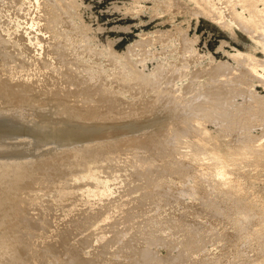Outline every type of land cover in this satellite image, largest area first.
<instances>
[{"label":"rangeland","instance_id":"374dc122","mask_svg":"<svg viewBox=\"0 0 264 264\" xmlns=\"http://www.w3.org/2000/svg\"><path fill=\"white\" fill-rule=\"evenodd\" d=\"M49 14H53L54 17ZM251 14L257 16L254 21L250 20ZM56 44L58 46H55ZM49 49H53L55 54ZM26 52L32 57L26 58ZM59 56L65 59L66 63L61 61L63 64L71 65V72L86 76L87 83L84 85L97 90L96 100L100 95H103V98L105 91L108 92L111 87L109 92L116 96L115 100L121 101V105L113 103L110 106L111 114L124 112L128 107L138 112L141 106L148 107L157 100L169 103L172 89L179 88L183 93L185 91L181 88H184L188 93H193L194 98L199 97L200 100L194 99L191 94L186 96L184 93L180 96L179 92L175 91L178 97L184 96L183 99L191 96L189 99L198 100L192 102L194 105H190L189 111L193 114V119L207 125L204 126L208 132L201 134L200 130L195 133L194 130L203 129L198 127L193 130V134L202 136L204 142L198 137L195 141L199 142L204 150L209 151L207 158L214 162L202 165L205 167V164H209L213 169H216V166L220 167V164H217L220 159L222 160L220 154L229 163L235 164L233 160L238 155L242 162L237 168L235 165V170H240L238 176H241V183L237 185L238 183L234 181L224 188L225 186L218 185V180L208 181V174H214L212 173L214 170L209 169L211 172L209 170L206 172L208 176L206 178L205 172L202 173L205 170L199 162L201 156H195L194 153L197 152L189 151L188 148V150L178 148L181 154L176 152L175 159L172 158L174 164L177 157H179L177 160L184 157L179 163L181 166L178 164L180 161L174 164L179 169L167 165L171 168L169 171L171 175L169 172H163L164 175L159 177L161 181L155 179L158 183L155 180L146 181L147 175L151 178L156 174L155 171L157 173L163 171L165 160L162 158V165L159 162L161 158L158 157L164 155L163 149L168 148L161 142L157 145L159 143L156 141V147L154 146L156 150L151 149L153 147L151 145H155L154 141L145 143L144 140L153 138L151 137L153 135L140 137L133 142L126 141V145L115 146L118 152L112 147L105 149L106 151L111 149L110 154L100 152L95 153L94 155L99 154L95 157L93 153L89 156L84 155L86 158L88 156V161L82 157L87 161L86 164L81 157L76 159L78 156H73L74 154L60 157L63 161H54L56 165L54 162L51 163L52 161L49 164L48 161L41 162L45 167L37 163L33 166L36 172L44 169V172L39 171L43 172L39 175L50 174L55 178L54 175L57 174L56 178L62 177L61 180L65 178L64 181L67 178L76 188L74 189L78 192L76 197H80V200H77L78 209L77 205L69 206L72 211L78 210L76 216H68L64 213V208L55 209L56 216L52 214L53 211H50L51 214L48 211L47 216L51 219L54 216L56 220L53 219L58 220L57 223L63 216L66 219L60 223L63 227L59 232L56 233L53 231L54 228H50L55 232V237L51 233L48 237L49 239L52 237L51 241L44 238L45 242L42 245L45 247L47 243H53V240L56 245L65 238V241H70V246L57 251L37 248L35 264H245L244 260H250L247 264H264V0H0V69H6L8 72L4 70L0 73L6 76L4 79L9 80L2 79V82L8 83L16 78L27 77L28 70L25 69L28 67L29 70L32 69L37 64L35 60L45 63L46 66L51 64L57 67L59 64L62 68L65 65L57 62L60 61ZM16 57L22 59H14ZM45 58L48 60L47 63ZM23 59L25 62L29 59L28 62L34 64L30 63L28 66V62L26 64ZM17 61L24 62L23 64L28 67L20 63L24 66L23 69L17 68ZM219 65L222 66V70L220 67L216 69ZM14 66L16 70L12 68ZM216 70L222 72L218 74ZM2 74L0 79L4 77ZM6 74L11 76L8 78ZM72 84H76L77 87L78 82L73 80ZM84 85L80 84L78 88L84 90L86 89ZM221 88H224V95L220 94ZM208 91L211 92L210 95ZM199 94L202 96H198ZM181 98L178 100L183 101ZM216 98L219 101H214ZM223 98L225 101H222ZM227 98L230 104L226 101ZM207 99L210 105L205 104L204 100ZM202 105L205 106H203L205 111L210 110L205 112L203 108H199ZM217 105L223 109H218ZM206 115L225 118L224 121L232 123L231 127L236 126L239 132L234 129L236 131L234 138L232 136L234 131L229 133L230 129L233 130L229 126L225 127L226 132L217 131L210 119L211 122L209 120L206 122ZM193 122L196 123L192 120ZM238 134H241L244 140L253 136V141L258 143L255 149H250L246 154L244 149L236 151L233 144L229 145L237 137L240 138ZM239 140L236 143L240 142V145L247 142ZM157 147L160 148L161 155ZM185 150L186 153L189 151L192 154L184 156ZM214 150L220 152L216 151L219 156ZM157 152L159 154L156 158ZM66 156L72 161L75 159L78 164ZM103 156H106L105 160H102ZM68 162L74 163L76 167L71 163L68 169ZM47 165L49 169L53 166V169L49 170ZM123 166H127L126 172L122 171ZM150 168H154L151 169L155 170L154 174ZM187 168L191 171L190 174H194L191 176L192 182L189 186L188 183L187 185L183 183L184 174L180 175ZM66 169L68 173L70 169L73 172L68 175ZM237 174L235 172L233 178L237 177ZM164 177L168 186L163 184ZM193 177L198 180L194 181ZM201 178L202 181L204 178L207 180V184L205 180L201 182L205 183L202 189L211 190V194L216 196L222 194L220 192L224 190L222 199H229L231 195L234 200L230 202L240 203L229 207L225 221L193 215L198 209L213 212L217 208L212 205L209 206L213 209H208V206L201 208L203 203L197 199L200 194L203 196L202 189L199 191L202 185ZM168 181L171 185L176 181V185L171 187ZM178 182H181L180 185ZM158 184L161 187L158 188ZM159 189L160 192L165 190L159 193ZM154 190L158 193L156 194ZM236 191L240 197L233 195ZM67 193L66 196L72 195L70 192ZM22 205L25 207V202ZM30 212L35 218L40 214L39 210ZM95 213H100L101 218L98 219L97 214L94 216ZM127 214L130 215L129 218Z\"/></svg>","mask_w":264,"mask_h":264},{"label":"bare ground","instance_id":"6f19581e","mask_svg":"<svg viewBox=\"0 0 264 264\" xmlns=\"http://www.w3.org/2000/svg\"><path fill=\"white\" fill-rule=\"evenodd\" d=\"M242 2H241V4H242ZM39 4H42V3H39ZM243 7H245V6H243ZM56 14H58V13H56ZM50 16L54 17L53 14ZM256 17L257 16L251 14L250 20L254 21L256 19ZM63 40H64V38H63ZM22 41H20V42H22ZM55 46H58V45L56 44ZM28 49H29V47H28ZM52 50H50V51L52 53H54ZM8 55H10V54H8ZM25 55H26L25 56L26 58L32 57L27 52L25 53ZM5 57H7V56H5ZM20 58L22 59V57H20ZM20 58L16 57L14 59L20 60ZM59 59H60V61H57V62H60L61 64L66 63V61L64 62L65 59L63 60V56L60 57ZM28 60H26V61L28 62ZM35 61L37 62V64H35L33 68L31 67L32 69H30V70H29L30 67H28V66L31 62H28V66H27L26 65L27 62H25V60H24V62L26 63L25 64L26 66H25L23 64L24 62L22 63L20 61V63H22L25 67H28L27 69H25V70H28L26 72L27 77H25V78L24 77L19 78V79L16 78L14 81L12 80L11 82L6 83V81L8 79L7 78H6L7 80L4 79L6 76H4L2 73H0V74H2V76H4L3 78L0 79V264H35V254H36L35 252H36L37 248H42L41 250H45V251H49V250L57 251V250H60L63 248H68L70 246L69 245L70 241H65V238H63V237H65V235L61 236L63 238V240L58 241V244L56 243V245L54 243V240H53V243L50 242L52 237H51V239H49L48 237L51 236V233L55 237V232L56 233L59 232L61 227H63V225L61 226L60 223L64 222V219H66L62 215L63 219L59 223H57L58 220L54 221V219H55L54 216H56V214L54 212L55 209L58 210L60 208H64L63 209L64 213H66L68 216H76V214H78V210H77L78 205L77 204H78V201L80 200L79 199L80 197H78V196L76 197V194L78 192H76V190H74L76 188L73 187L74 185H71V183L67 180V178H66V181H64L65 178H64V180H61L62 177L57 179L56 178L57 174L54 175L55 178L53 176H51L50 174H46V176H41L42 173L44 172V169L39 170L40 172L43 171L42 173H39V171L36 172V170L33 167L37 163H39V165L40 164L42 165L44 162L46 163L47 161H48V164L51 161H52L51 163H53L54 161H57V160L60 162L62 160V158H64L62 156H65L68 154L69 155L74 154L73 156H75V155H76V157L78 156V158H76V159H79L81 157V160H82L83 159L82 157H85L86 155L89 156L92 153H93V155L95 153L100 154V152L102 154H103V152L109 153L112 151H111V149H110V151H106V150H108L107 148H112V147L114 148L115 146H118L121 144L126 145V141H132L133 142V141H136V139H138L140 137L150 136V135H153V136H151L153 138H147L146 140H144L145 143L154 141L155 145H151V146L156 147V144H157L156 141H158L159 144H157V145H160L161 143H163L165 145V147L168 146V148H165L166 150L163 149L165 153L163 152L164 155H161L162 153H161V150L159 148L160 146L157 147V150L158 151L160 150V152H159L160 154L157 152L156 158L158 157V154L161 155V157L160 156L158 157V158H161L159 162H160V164H162L161 162H163L165 160V163L163 162V164L165 166H164V168H162L163 171L162 172L159 171L158 173L155 170H151L154 168H150V170L153 171L152 173L154 174V171H155L156 174H154V176L151 178H149V176L147 175L146 177L148 179H146V181L150 180L151 182H153L155 179L158 180L160 176L164 175L163 172L171 171L170 167L174 166L175 163H177L178 161H180V162H178V164L181 163V161H182L181 159H183L184 157L181 158L180 160H177V158H179V157H177L176 158L177 161L174 160L175 163L173 164L172 158L176 157V152L177 153L181 152L178 148H180L181 150L182 149L183 150L189 149V151L197 152L194 154H195V156L196 155L199 157L201 156V159H199L201 166H203L202 164H204V163L211 162V161H209L210 160L209 157L207 158V156H209V154H210L209 151L204 150L200 146V143L195 141L196 137H198V139L200 140L202 138V136H198L196 134L194 136V134H193V130L195 128H198V127L203 128V129L194 130V132L195 131L200 132V130H201V134H203L204 132H208V130L205 128V126H207V125H205V123L200 124L195 119H193L192 117H194V116L189 111L190 105H194L195 102L200 100V99H198L199 97L197 98V96H196L195 98L198 100L194 101L195 98L193 97L194 95L192 96L193 93H188V91L184 90V88H181V89H183L182 91H185L183 93L186 96H187V94L188 95L191 94L192 98H194L191 100V98L189 99V97H191V96H189L188 98L183 99L184 96H183V98H181L175 94V91H177L176 93L179 92L178 95H180V96L183 94L182 92H180L179 88H178L179 91L172 89L171 96H170L171 99H170L169 103L168 102L165 103L163 101L158 102V100H157L154 103L152 102V104H150L148 107L141 106L140 110L138 112L134 111V109H132L131 107H128L127 109H124V112L111 114L112 108L110 106H112L113 103H114V105L115 104L121 105L120 104L121 101L115 100L116 96H113L114 94L109 92L111 90V87L108 89L109 90L108 92L105 91V94H104L105 96L103 98H102L103 95H100V98H97V100H96L97 90L95 91V90L91 89L92 86H89V85H88V87H85L86 85H84V84L87 83L85 81L86 76H84L81 73L79 74L77 72H71L72 71V70H70L71 65L67 66L66 64H63V65H65V66H63L65 68H63V67L60 68L61 66H59V64L56 65L57 67H55V65H51V64H49V65L47 64V66H46L45 63L42 64L40 61L39 62L37 60H35ZM35 61H33V62H35ZM45 61L47 63L48 60L45 58ZM10 63H9V65H10ZM20 63H18V61H17V64L16 63L15 64L18 66L17 68L21 67L20 69H23L24 66L20 65ZM31 64H34V63H31ZM15 67L16 66H14L12 68H14L16 70ZM219 67L221 68L220 70H222L221 65L216 67V69H218ZM7 68H9V67H7ZM4 70H2V68H1L0 72H2V71L7 72L6 69H4ZM214 70H215V68H214ZM218 72L219 71H217V73ZM220 72H222V71H220ZM224 74L226 75V73H224ZM16 75H14V76L16 77ZM20 75H21V73H20ZM25 75L26 74H24V76ZM8 76L10 77L11 75H7V77ZM2 79L6 80V81L2 82L3 81ZM73 80H75V82H78L77 87H75L76 84H72ZM80 84H82V86L84 85V87L86 89L80 90V88H78V86ZM206 85H207V83H206ZM210 87H212V86H210ZM66 88H68V89H66ZM213 88H215V87H213ZM221 89H220V94L224 95V90H223L224 88L222 89L223 91H221ZM193 92L195 93V91H193ZM208 93H209V91H208ZM210 93H209V95H210ZM232 93L234 94L233 91H232ZM198 96H200V94ZM180 98L183 101L178 100ZM220 98H221V95H220ZM186 99H188V100H186ZM224 99L225 98H223L222 101H225ZM216 100L219 101V99H217V98L214 101H216ZM207 101H208V99L206 101L204 100V102H206L205 104L208 105L209 103ZM211 101H213V100H211ZM226 101L228 102V98ZM192 102H194V103H192ZM213 103L214 102H212V104ZM220 103H225V102H220ZM233 103H234V101H233ZM229 104H227V105H229ZM119 105H116V106L119 107ZM224 105L225 104H223V107H225ZM203 106L204 105L200 106L199 108H203ZM217 107H218V109H223V107L220 105L219 106L217 105ZM208 110H210V109H208ZM208 110L205 111V109H204L205 112H208ZM221 113H223L222 110H221ZM210 117H211L210 115L205 116L206 122H208V120L210 119L214 123L216 130L219 132L220 131L226 132V128L228 126L231 127V125H232V123L224 121L225 118H219L218 116L211 117V118ZM192 120H194L196 123H194V122L192 123ZM210 120H209V122H211ZM223 122L225 123V125ZM227 123H229L230 125L229 124L227 125ZM231 128L233 130L230 129L229 133L230 132L233 133V131H234L232 136L235 138V136H236V135L234 136V134H236L235 130H237L238 128H236V126L231 127ZM237 132H239V131L237 130ZM129 133L131 135H128ZM198 134H200V133H198ZM239 136H240V138L237 137L238 140L239 139L242 140L243 139V138H241L242 135L240 134ZM116 137H117V139H115ZM252 137H249L248 140L245 139L247 142H245L244 145H240V142L236 143V142H238L237 138L234 139V141L231 139L234 143L233 142L229 143V145L233 144L236 151H238L240 149H244V151L247 154L248 151L250 152V149H255L256 145L258 144V143L256 144L255 140L253 141ZM235 140H237V141H235ZM241 140H239V141H241ZM245 140L243 139L242 141L244 142ZM137 141H139V140H137ZM193 141H195V144ZM243 142H241V144ZM141 143H138V144H141ZM152 144H153V142H152ZM174 144H175V146H174ZM176 145H178L179 147H177ZM130 146H132V145H130ZM143 146H145V145H143ZM139 147H140V145H139ZM153 147L151 149L156 150L155 147L154 148ZM122 148H125V147H122ZM147 148H148V146H147ZM117 149L114 148L115 151H117ZM137 149H138V146H137ZM206 149H209V148H206ZM122 150H124V149H122ZM186 150H185V153H186ZM130 151H132V150H130ZM189 151L186 154L184 153L185 154L184 156L191 155L192 153H190ZM216 151H215V154H217V152H218V151L217 152ZM115 153L116 152H114V154ZM218 153H220V152H218ZM99 154L94 155V157L99 156ZM102 154L100 156H102ZM194 154H193V156H194ZM213 154L214 153L212 152V155ZM73 156H72V158H73ZM88 156H87V158L85 157L86 160L88 159ZM217 156H219V154H217ZM220 156H221L220 158H222V160L220 159L219 163H217V164H220L219 165L220 167L215 165L217 168L213 169V167L212 168L209 167L210 163L208 165L205 164V167L203 166V168H202L205 171H202V173L205 172V176H207L206 172L209 169L214 170V171H212V173L214 172V174H211L210 170H209L210 171L209 173L211 175L207 173L209 176L208 181L213 180V179L215 181L218 180L219 181V182H217L218 185L221 184V185H223L221 187L225 186L224 188L228 187L230 184H233L234 181L236 182V184L238 183L237 185H239L241 183L240 182L241 176L240 177L238 176L240 170L236 171L235 165L237 168V166H239V164H241V162H242L241 157L239 158L238 155H237V157H234L235 159L233 161L235 162V164H233L232 162L229 163L227 159L225 160L221 154H220ZM60 157H62L61 160H60ZM66 157H68V156H66ZM105 157L103 156L104 159H102L101 157H99V158H101L102 160H105ZM153 157L155 158V156H153ZM85 158L83 160H85ZM90 158H91V156H90ZM162 158H163V161H161ZM148 159L150 160L149 157H148ZM66 160L67 159L65 158L64 161L66 162ZM81 160H79V161L81 162ZM86 160H85V164L88 161V160L87 161ZM99 160H97V161H99ZM130 160L132 161V159H130ZM70 161H72V160L70 159ZM73 161H74V163L76 162L75 164H78L77 161H75V159H73ZM41 162H43V163H41ZM72 162H70V163L68 162L69 163V166L67 165L68 169L70 168V166L72 164H74ZM152 162H153V160H152ZM154 162H155V160H154ZM199 162H198V166H199ZM55 163L56 162H54V164ZM62 163L63 162H61V164ZM211 163H214V162H211ZM75 164H74V166H75ZM79 164H82V163H79ZM83 164H84V162H83ZM43 165L45 167V164H43ZM159 165H158V167H159ZM167 165H171V166L168 167ZM198 166H197V168H199ZM36 167L38 168L37 165H36ZM44 167L42 166V168H44ZM46 167L48 168V165ZM55 167L56 166H54V168ZM125 167H127V166H125ZM125 167L123 166V169L121 168L122 171H125ZM186 167H188V166H186ZM167 168H170V169L167 170ZM173 168L177 169L178 166H176V167L174 166ZM62 169L65 170L64 167ZM72 169H70V170L73 172ZM74 170H76V169H74ZM71 171H69V173H68L67 169H66V172L68 173V175L70 174ZM49 172H51V171H49ZM52 172H53V170H52ZM119 172H120V169H119ZM174 172L176 173V171H174ZM183 172H181L182 174H180L182 176L184 174V176H185V177H183V180H184L183 183L184 184L188 183V186H189L190 182H192L191 176H194V174H190L191 171H189L188 168L185 169ZM235 172L238 173L236 176L239 178H237V177L233 178V176L235 175ZM54 173L55 172H53V174ZM56 173H58V171ZM192 173H193V171H192ZM195 173H197V169H196ZM39 174H41V175H39ZM169 174L171 175L170 172H169ZM198 174H196V175H198ZM150 175H152V174H150ZM167 175H168V173H166V177H168ZM60 176H61V173H60ZM62 176L64 177L65 175L63 174ZM182 176H180V177L182 178ZM199 176H197V177L200 178ZM208 176L206 178H208ZM28 178L30 180H28ZM193 178H195V177H193ZM198 178H195L194 181L198 180ZM202 178H203V176H202ZM202 178L200 180V184H202L200 186V189L196 185V187L199 189V191L202 189L201 187L205 184V183L204 184L201 183L205 180V178H204V180L202 181ZM165 179L166 178L164 177L163 180L165 181ZM157 180H155L156 183H158V181H161V178L158 181ZM168 180H170V178ZM177 180H179L178 177H177ZM28 181H30V182H28ZM205 181L207 184V180H205ZM166 182L167 181H165V183H163V182H161V183H163L165 186ZM197 182L199 185V181H197ZM173 183L176 185V181ZM180 183H179V185H180ZM163 184H161V185L163 186ZM169 184H170V182H169ZM174 184H172V185H174ZM172 185H171V187H172ZM208 185H210V184H208ZM208 185H206V188H208L207 187ZM154 186H157V184ZM164 186H163V188H164ZM211 186L212 185H210V187ZM159 187H161V186L158 184V188ZM165 188H167V187H165ZM197 188H196V190H197ZM168 189H169V187L167 188V190ZM164 190L163 191L161 190V191L164 192ZM226 190H228V189H226ZM202 191L209 192L210 194H208L206 192H202ZM210 191L207 189L206 190L202 189L201 193H203V196L199 193L200 197L199 198L197 197V199L199 202L203 203L202 204L203 206L201 208L208 206V209L209 208L213 209L210 207L212 205V206H216L217 210L214 209L215 211L213 210V212H211L212 210L211 211H208L205 209L201 210V208H200L201 211H198L199 210L198 209L197 212L194 213L193 215L196 214L197 216H201V217L207 216V218L209 217L210 220L211 219H219L221 221L222 219L225 218V216L227 214H229V212H227V211H229L230 206L240 204L239 202L237 203L236 201L230 202V200H234L231 195H229V197H228L229 199H226V198L222 199V197H224L222 195L224 190L222 192H220L222 194H219L218 196L214 195L213 193L211 194L212 191L211 192ZM67 192H70L72 195L70 194L71 196H69V195L66 196L65 194ZM154 192H156V194L158 193L157 190H154ZM162 192H160V189H159V193H162ZM224 194H226V193H224ZM165 195L168 196L167 194H165ZM233 195L240 197V195L238 194L237 191L235 193H233ZM157 196L159 197L160 195H157ZM158 197H156V198H158ZM164 198H163V200H164ZM167 198L169 201V197H167ZM172 198L174 199V196H172ZM23 202H25V204H26L25 207L22 205ZM170 204H172V203H170ZM76 205H77V207H76ZM69 206L76 207L77 209H74L72 211L69 208ZM106 208H107V206H106ZM36 210H39V212H40L39 216L36 215V216H38L37 218H35V215L32 216V213L30 212V211H36ZM48 211H49V213H50V211H53L52 214L53 213L55 214L52 217V219L50 218V216H47V215H49ZM60 213L62 214V212H60ZM96 214L99 216L98 213H95L94 216ZM29 216H32V217H29ZM92 216H90V217L92 218ZM98 216H96V217L98 219H100L101 214L99 217ZM129 216L130 215H128V218H129ZM134 216H136V215L134 214ZM102 217H103V215H102ZM132 217H133V215H132ZM128 218H127V220H128ZM57 219H59V217ZM190 219H191V217H190ZM124 220H126V219L124 218ZM194 220H196V219H194ZM224 221H225V219H224ZM50 228H54L55 230H53V229L52 230L55 232L51 231ZM192 229L197 230L195 227H192ZM75 230H77V228ZM62 232H64V231H62ZM65 234H66V232H65ZM44 238H47V240L49 239L50 241H48V242H50L51 244L47 243L48 245L44 247L42 245L43 242H45ZM257 239H259V238H257ZM260 240H261V238H260ZM248 261L250 262V260H248ZM248 261L244 260L245 264H247ZM230 262H232V261H230Z\"/></svg>","mask_w":264,"mask_h":264}]
</instances>
